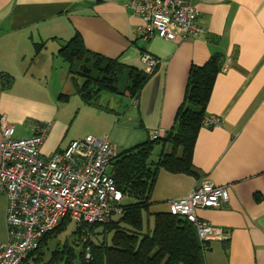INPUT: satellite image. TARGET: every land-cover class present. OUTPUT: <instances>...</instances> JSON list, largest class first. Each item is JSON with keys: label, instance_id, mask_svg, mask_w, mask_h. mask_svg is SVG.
<instances>
[{"label": "crops", "instance_id": "crops-1", "mask_svg": "<svg viewBox=\"0 0 264 264\" xmlns=\"http://www.w3.org/2000/svg\"><path fill=\"white\" fill-rule=\"evenodd\" d=\"M126 1L0 0V74L12 80L0 84V116L13 125L15 139L30 138L37 124L48 123L45 158L86 136H107L120 154L147 142L153 131L164 137L175 125L191 66L220 56L205 117H218L221 125L197 134V177L157 171L149 211L168 212V202L202 181L226 186L227 204L196 212L219 233L207 245L204 264H264V0H191L203 34L181 43L141 40L142 22L129 15ZM75 35L87 51L145 74L142 52L159 64L136 96L125 91L122 76L117 94L100 93L85 104L76 87L83 80L57 55ZM61 103L83 104L76 132ZM157 145L159 155L172 148ZM5 210L0 193V243L7 241Z\"/></svg>", "mask_w": 264, "mask_h": 264}, {"label": "built area", "instance_id": "built-area-1", "mask_svg": "<svg viewBox=\"0 0 264 264\" xmlns=\"http://www.w3.org/2000/svg\"><path fill=\"white\" fill-rule=\"evenodd\" d=\"M124 8L141 20L138 32L143 41L160 38L181 43L203 34L191 0H127ZM140 59L147 74L159 64L145 52ZM220 125L221 119L214 116L205 117L202 123L204 128ZM49 129L48 123L37 124L30 138L15 139L13 125L0 116V193L6 198L7 233V241L0 243V264H22L62 221L104 224L122 212L123 196L109 171L119 154L117 147L107 136H86L45 158L41 146ZM161 135V131H153L150 140ZM228 201V187L202 181L167 207L170 215L184 218L194 227L204 245L218 239L219 233L196 212L221 208ZM90 258L86 247L83 264Z\"/></svg>", "mask_w": 264, "mask_h": 264}, {"label": "trees", "instance_id": "trees-1", "mask_svg": "<svg viewBox=\"0 0 264 264\" xmlns=\"http://www.w3.org/2000/svg\"><path fill=\"white\" fill-rule=\"evenodd\" d=\"M42 48L43 44L35 46L37 52ZM57 55L83 80L76 87L85 104H91L89 102L100 93L117 94L122 76L128 81L125 91L136 96L151 75L87 51L78 35L66 42ZM220 67L221 57L218 55L212 56L201 67L191 66L185 98L177 111L174 127L164 137L149 139L118 154L112 161L109 171L123 196L122 212L115 216L116 220L112 219L113 216L104 224L74 223V242L81 246L78 256L65 246L62 250L56 249L49 260L44 261L42 250L47 247L48 240L70 223L62 221L22 264H83L86 247H89L91 258L84 264H204L203 254L209 242L202 245L194 227L184 218L159 212L152 214L150 232L143 233L142 226L143 214L149 213L150 193L159 169L197 177L192 165V152ZM0 77L3 87L11 84V77L5 74H0ZM159 143H170L171 151L162 152L157 162L151 163L153 147ZM125 200L133 202L124 203ZM106 234H111L109 244L106 243ZM94 235L102 236L99 243L92 240ZM82 236L86 238L81 244Z\"/></svg>", "mask_w": 264, "mask_h": 264}, {"label": "rangeland", "instance_id": "rangeland-1", "mask_svg": "<svg viewBox=\"0 0 264 264\" xmlns=\"http://www.w3.org/2000/svg\"><path fill=\"white\" fill-rule=\"evenodd\" d=\"M123 81H121L120 89H123ZM62 106L68 111V116L71 121H74L73 125V131L76 132V125L80 119L81 114L84 111L83 104L82 103H61ZM78 131V130H77ZM160 145H157L152 152L150 162L155 163L157 161L159 152H160ZM170 152V150H169ZM133 202L132 200H125L124 203H130ZM153 211L150 210L149 213L143 214V226H142V232L148 233L152 230L153 227V217H152ZM113 220H116V217L114 216L112 218ZM75 224L73 222H70L66 224L59 232L56 233L55 236L50 238L47 242V247H44L42 250V253L44 255V261H48L50 258V255L52 252H54L56 249L62 250L65 246L71 250H73L74 254L78 256L81 246L74 242V237L72 233L75 231ZM101 231V228L98 229V232ZM91 237V236H90ZM102 236L94 235L92 236V240L95 243L100 242V238ZM85 236L81 237V244L85 240ZM111 234H106V243H110ZM28 259V258H27ZM28 262V261H27ZM75 263L78 262V260H74Z\"/></svg>", "mask_w": 264, "mask_h": 264}]
</instances>
